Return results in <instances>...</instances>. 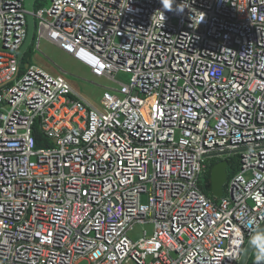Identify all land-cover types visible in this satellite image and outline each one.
<instances>
[{
    "label": "built area",
    "instance_id": "built-area-1",
    "mask_svg": "<svg viewBox=\"0 0 264 264\" xmlns=\"http://www.w3.org/2000/svg\"><path fill=\"white\" fill-rule=\"evenodd\" d=\"M50 1L37 48L121 89L95 105L23 64L29 11L0 0V264H237L264 222V0Z\"/></svg>",
    "mask_w": 264,
    "mask_h": 264
},
{
    "label": "rangeland",
    "instance_id": "rangeland-1",
    "mask_svg": "<svg viewBox=\"0 0 264 264\" xmlns=\"http://www.w3.org/2000/svg\"><path fill=\"white\" fill-rule=\"evenodd\" d=\"M39 2L41 8H48L51 4L50 0H39ZM32 46V50L29 52V64L41 66L55 75H64L81 96L95 105H100L101 100L111 92L108 88L121 89L118 84L109 79L94 76L86 65L75 59L72 55L65 53L48 40L42 39L39 49L37 48L36 41ZM118 79L127 83L130 76L121 74L118 76ZM205 179V177H202L203 182ZM207 193L212 196L211 190ZM143 201H147L146 196L143 197ZM145 229L151 232L153 226L137 224L129 230L128 234L133 240H138L143 236ZM79 264H87V262L83 261Z\"/></svg>",
    "mask_w": 264,
    "mask_h": 264
},
{
    "label": "water",
    "instance_id": "water-1",
    "mask_svg": "<svg viewBox=\"0 0 264 264\" xmlns=\"http://www.w3.org/2000/svg\"><path fill=\"white\" fill-rule=\"evenodd\" d=\"M36 2H37V0H25V7L29 11L27 14L28 35H27V38H26L23 46L19 50L18 55H19L20 59L23 58V56L29 50L30 46L32 45V43L35 39L36 21H35V17L33 15V12L36 8ZM226 154H228V152L214 153V154L209 155V157H215L218 159V161L212 167V170H211V192H212V195H214L215 197H221L224 195L225 184L228 181L229 161L226 159ZM258 229H264V222L260 225V227ZM249 239H248V241L244 247L242 255H241L239 261L237 262V264H247L248 260L251 257V254H252L254 249H252L249 246Z\"/></svg>",
    "mask_w": 264,
    "mask_h": 264
},
{
    "label": "clouds",
    "instance_id": "clouds-1",
    "mask_svg": "<svg viewBox=\"0 0 264 264\" xmlns=\"http://www.w3.org/2000/svg\"><path fill=\"white\" fill-rule=\"evenodd\" d=\"M160 3L162 4L163 10H166V11L174 10L173 5L175 3V0H160ZM186 7H188V5H185L184 7H180L177 5L175 8V11H177L178 13H183ZM128 10L131 11L132 9L128 8ZM202 20L203 18L201 19V21ZM164 21H165V15H164V12L162 11V14L158 21L161 27L163 26ZM33 44H34V41H33ZM249 246L252 249H254L255 264H264V229H258L255 233L251 235L249 239Z\"/></svg>",
    "mask_w": 264,
    "mask_h": 264
},
{
    "label": "trees",
    "instance_id": "trees-1",
    "mask_svg": "<svg viewBox=\"0 0 264 264\" xmlns=\"http://www.w3.org/2000/svg\"><path fill=\"white\" fill-rule=\"evenodd\" d=\"M40 7V2L39 0L37 1L36 3V8ZM33 44V43H32ZM32 45L30 46L29 50L26 52V55L23 59V64H25L26 62L29 61V52L32 50ZM37 138H38V144L39 146H42L44 145H49V142L47 141H44L45 137H43L41 134H37ZM46 140V139H45ZM214 162L212 163V165L209 167V169L207 170V174H206V179L210 182L209 185L205 188L206 192L210 191L211 190V170H212V167L216 164L217 162V159H214L213 160ZM247 264H255V252L253 250L252 254H251V257L250 259L248 260V263Z\"/></svg>",
    "mask_w": 264,
    "mask_h": 264
}]
</instances>
